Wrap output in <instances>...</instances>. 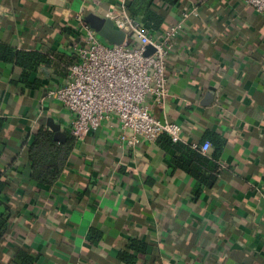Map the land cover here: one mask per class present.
I'll use <instances>...</instances> for the list:
<instances>
[{
  "label": "crops",
  "instance_id": "obj_1",
  "mask_svg": "<svg viewBox=\"0 0 264 264\" xmlns=\"http://www.w3.org/2000/svg\"><path fill=\"white\" fill-rule=\"evenodd\" d=\"M120 1L0 0V42L48 60L28 77L36 88L20 81L21 67L0 61V168L9 165L12 187L0 264H20L19 249L34 264H264V12L241 0L152 2L164 14L159 30L184 10L198 13L173 41L169 95L152 112L182 127L183 144L207 132L221 138L211 188L174 167L157 141L121 146L116 120L73 141L55 182L31 178L37 129L51 130V118L70 135L71 114L46 92L64 84L76 58L79 18L105 17ZM128 2L142 21L149 0ZM124 250L133 263L119 257Z\"/></svg>",
  "mask_w": 264,
  "mask_h": 264
},
{
  "label": "built area",
  "instance_id": "obj_2",
  "mask_svg": "<svg viewBox=\"0 0 264 264\" xmlns=\"http://www.w3.org/2000/svg\"><path fill=\"white\" fill-rule=\"evenodd\" d=\"M241 1L264 12V0ZM191 14H198L195 8L182 11L181 19L166 29L149 31L121 0L117 7L110 5L105 11L113 27L125 34L119 44L108 43L79 18L82 42L76 45V58L68 66L64 84L46 92L47 98L56 100L71 114L70 134L76 140L113 120L118 122V141L126 148L154 142L160 135L174 142L181 140L182 127L155 117L152 110L162 108L169 95L168 59L174 39ZM149 45L153 51L145 54ZM191 146L204 152L211 143L205 140Z\"/></svg>",
  "mask_w": 264,
  "mask_h": 264
},
{
  "label": "trees",
  "instance_id": "obj_3",
  "mask_svg": "<svg viewBox=\"0 0 264 264\" xmlns=\"http://www.w3.org/2000/svg\"><path fill=\"white\" fill-rule=\"evenodd\" d=\"M153 1L149 0L141 22L149 31H158L164 21V14L152 6ZM160 1L170 5L177 2V0ZM126 8L135 17L136 13L132 9L131 2L126 3ZM0 61L14 63L21 67L20 81L27 86L36 88L38 87V80L29 82L28 77L32 71L36 70L39 64L46 63L48 60L45 55L38 51L15 50L9 45L0 42ZM4 123L5 117L0 116V132ZM202 139V142L209 139L208 141H212L214 145V151L210 157L203 154L199 148H194L179 141H172L167 135H160L156 141L170 153L174 167L189 173L200 185L211 188L217 180L216 160L221 153L222 140L216 134H209L208 132L203 135ZM75 140L76 138L71 134L63 139H57L54 137L53 131L43 126L37 129L32 135L27 150V157L31 163V178L35 183L43 186L59 179L63 172L67 155ZM9 174V165L0 168V241L3 242L7 240L10 230L11 204L9 203V197L12 187L8 179ZM130 247L139 249L135 242H131ZM16 254L17 258L19 257L20 259V264H34L32 256L27 254L26 251L19 249ZM119 257L129 263L135 261L134 254H129L125 250L119 254Z\"/></svg>",
  "mask_w": 264,
  "mask_h": 264
},
{
  "label": "water",
  "instance_id": "obj_4",
  "mask_svg": "<svg viewBox=\"0 0 264 264\" xmlns=\"http://www.w3.org/2000/svg\"><path fill=\"white\" fill-rule=\"evenodd\" d=\"M85 22L94 29L101 38L106 40L110 44H119L124 39V32L122 30L113 27L112 20L107 17H103L94 13H88L84 17ZM153 51L152 46H147L145 54H149ZM48 126L54 133V137L57 139L65 138V134L60 130V127L51 118L47 121Z\"/></svg>",
  "mask_w": 264,
  "mask_h": 264
}]
</instances>
